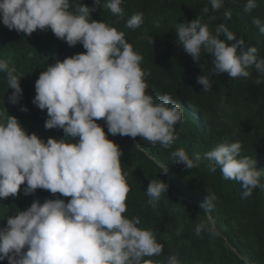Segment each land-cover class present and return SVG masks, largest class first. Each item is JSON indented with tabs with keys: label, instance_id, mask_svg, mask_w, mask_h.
I'll list each match as a JSON object with an SVG mask.
<instances>
[{
	"label": "clouds",
	"instance_id": "9594fccd",
	"mask_svg": "<svg viewBox=\"0 0 264 264\" xmlns=\"http://www.w3.org/2000/svg\"><path fill=\"white\" fill-rule=\"evenodd\" d=\"M208 2L210 8L205 6L200 16L174 26L175 43L194 62L206 54L212 58L210 69H203L196 78L202 92L212 91V75L247 79L254 69L264 77V58L259 57L256 46H247L242 37L237 39L225 23L210 30L203 21L204 15L218 13L224 6V0ZM123 3L105 0L103 5L117 23L124 20ZM257 6L256 0H246L243 10L251 13ZM98 7L101 0H93L92 6L83 0H0V22L8 30L30 36L50 29L69 47L79 43L86 50L48 63L35 81L32 104L46 109L45 130H62V138L45 140L29 133L6 107L0 109V200L18 197L22 185L25 196L41 189L53 197L43 202L34 199L25 210L5 215L6 224L0 227V261L7 259L8 264H185L178 253L162 255L164 244L153 231L139 227L138 216L126 215L128 173L122 170L120 146L108 138V134L140 137L153 147L172 149L175 125L183 122V112L170 94L154 97L146 91L151 72L142 67L143 56L124 31L92 18ZM222 16L230 21L231 10L225 9ZM216 18L209 16L212 21ZM144 22V14L136 12L124 27L135 31ZM252 24L264 35L259 17H253ZM153 26L159 28V22L154 21ZM142 38L153 45L152 36ZM0 74L8 103L19 104L24 74L5 59H0ZM255 82L259 85L262 80ZM223 102L221 97V107ZM19 110L29 111L23 105ZM101 120L107 134L98 123ZM241 152V142L226 136L203 156H190L184 148L171 150L169 162L189 170L204 163L209 173L219 168L225 180L240 183L242 198H248L255 189L264 188V173L256 167V159ZM154 162L159 172H167L165 163ZM168 188L160 178L150 180L146 195L152 209L158 207ZM217 199L213 191H206L199 207L208 215L194 225L196 236L221 235L211 215Z\"/></svg>",
	"mask_w": 264,
	"mask_h": 264
},
{
	"label": "trees",
	"instance_id": "16d2710c",
	"mask_svg": "<svg viewBox=\"0 0 264 264\" xmlns=\"http://www.w3.org/2000/svg\"><path fill=\"white\" fill-rule=\"evenodd\" d=\"M104 2L101 0V8L91 13L92 18L125 32L128 42L143 56L142 67L151 72L146 78L149 85L146 91L154 97L170 94L183 112V122L175 125L176 139L169 150L160 145L153 147L140 137L133 139L108 134V138L120 146L122 170L128 173L130 192L126 215L130 218L138 216L139 227L153 231L157 241L164 244L162 255L178 253L185 264H264V188H257L250 197L242 198L240 183L225 180L219 168L215 173H209L204 163L200 168L189 170L169 162L171 150L184 148L190 156L194 153L203 156L228 136L241 142V155L256 159V167L264 173V77L254 69H250L251 75L247 79H233L227 74L212 75V91L202 92L196 78L203 74V69H210L212 58L206 54L199 62H194L175 43L174 26L200 16L205 6L210 8L208 0H124L121 5L124 20L118 23L103 7ZM245 2L224 0L223 8L218 13L210 11L203 16V21L210 30H214L216 24L225 23L237 39L242 37L247 46H256L259 57L264 58V35L252 24L253 17L264 22V0H256L258 6L251 13L244 12ZM83 3L92 6L93 0H83ZM225 9L232 12L230 21H225L222 16ZM136 12L144 14V24L135 31L126 29L125 21ZM211 15H217L216 20H210ZM154 21L159 22V28L153 26ZM145 35L153 37V45L142 38ZM84 51L79 43L69 47L50 29L25 36L8 30L0 22V59H5L24 74L20 81L23 97L16 105L8 103L4 78L0 74V109L6 107L29 133L35 132L45 140L62 138V130H45L46 109L40 110L32 104L35 81L48 63ZM257 79L262 80L259 85L255 82ZM221 97L224 98L222 107ZM22 105L29 111H20ZM98 123L104 126L107 134L103 121ZM155 160L166 164V173L159 172L161 169ZM153 178H160L169 185L168 193L156 209L148 205L146 195V188ZM261 183L264 184V174ZM22 190L23 185L18 197L0 200V219L25 210L34 199L43 202L45 198H53L46 190L37 189L34 195L28 196L23 195ZM207 190L218 197L211 213L221 232L217 238L207 234L198 237L194 233V225L208 215L199 207ZM5 224L6 218L0 220V227ZM153 259L162 260L163 257ZM0 264H8L7 259Z\"/></svg>",
	"mask_w": 264,
	"mask_h": 264
}]
</instances>
